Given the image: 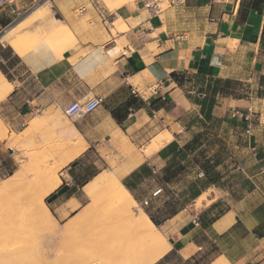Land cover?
<instances>
[{"label": "crops", "instance_id": "0c3cea01", "mask_svg": "<svg viewBox=\"0 0 264 264\" xmlns=\"http://www.w3.org/2000/svg\"><path fill=\"white\" fill-rule=\"evenodd\" d=\"M39 3L49 5L48 16L60 15L53 21L70 30L69 44L21 55L12 38L0 41V76L10 85L0 100L6 118L101 98L64 130L83 141V154L97 153L135 204L150 205L143 213L168 245L154 264H264V94L252 97L256 82H264V0H186L155 16L136 1L114 11L100 0H10L5 7L15 18ZM80 6L86 12L75 16ZM117 21L120 31L112 26ZM42 27L45 33L48 25ZM231 84L248 97H237ZM119 108L121 121L112 115ZM248 108L257 118L250 136L232 118ZM157 140L158 151L146 157L143 150ZM200 172L205 187L194 190ZM182 173L195 194L157 218L180 194ZM81 193L76 183L53 192V212L73 213Z\"/></svg>", "mask_w": 264, "mask_h": 264}, {"label": "rangeland", "instance_id": "374dc122", "mask_svg": "<svg viewBox=\"0 0 264 264\" xmlns=\"http://www.w3.org/2000/svg\"><path fill=\"white\" fill-rule=\"evenodd\" d=\"M133 1L100 0L109 11ZM5 6L6 4L0 6V37L27 18L15 28L11 36L14 45H18L21 55L37 47L52 49L69 44L70 30L58 22L61 17L57 12L48 16L51 14L48 4L39 3L15 18ZM36 7H42L45 12L33 18L36 14L34 12L38 9ZM160 7L164 9L166 5L161 4ZM55 18L59 20L53 21ZM43 24L48 25L45 33L42 30ZM119 25L123 26L121 21H117L112 26L120 31ZM263 83V79L256 82L253 99L263 97ZM230 88L237 90V97H248L244 87H235L231 84ZM256 102L258 108L263 106L262 102ZM0 114L3 116L2 120L7 132L6 137L0 140V264H135L138 259L137 249L147 243L144 234L141 232L137 234L139 231L135 223L139 222V225L142 223L141 226L147 229L140 214L143 212L142 209L150 211L148 209L150 205L147 208L143 204L110 206L101 198H88L84 194V188L92 180L84 186L80 185V182L94 175L100 177L111 174L104 172L105 162L99 159L94 150L82 153L65 167L51 166L50 172L42 173L39 181L35 182L36 188L34 185L32 187L30 184L26 185L27 181L21 176V168L28 165L26 160L28 157L36 152L39 154L55 144L77 141L70 131L64 130L65 126L72 124L71 120L66 118L63 112L51 110L33 112L18 120L6 118L5 112L0 111ZM31 165L32 171L36 172L39 169L37 165ZM185 173L180 175L179 182L175 184L180 194L177 198H170L166 204L164 203V208L157 218L167 217L171 211L183 206L195 194L190 190L191 179L186 178ZM55 180L59 182L58 188L41 198L37 197L45 188H49V185H54ZM203 180L204 178H196V181L194 179L196 183L192 189L195 190L196 185L203 189L205 187L201 183ZM75 183L82 192L78 198L80 206L64 217L54 213L55 202H50L49 196L59 189H71ZM167 190L172 192L173 189ZM197 205L199 206V203ZM147 231L152 232L150 229ZM154 234L159 238L158 243L164 242L155 227ZM150 253L146 247L144 258L148 259ZM177 262L172 259L166 264H177Z\"/></svg>", "mask_w": 264, "mask_h": 264}, {"label": "bare ground", "instance_id": "6f19581e", "mask_svg": "<svg viewBox=\"0 0 264 264\" xmlns=\"http://www.w3.org/2000/svg\"><path fill=\"white\" fill-rule=\"evenodd\" d=\"M44 12L45 11L42 10V7L38 8L34 12L36 14L34 15L33 18L38 17L39 15L43 14ZM25 20H27V18L22 20L20 23H18L16 25V27H14V29H12L11 31L6 33L0 39V41L1 42H9L11 40V36H12L15 28L19 27ZM9 91H10V85L6 82V80L2 76H0V100L4 99ZM51 117H53V116H51ZM52 121L53 120L51 119V122ZM48 125H50V124H48ZM6 133L7 132L5 131L4 122L0 118V140L4 139V137H6ZM158 144H159L158 140L153 141L147 149L143 150L142 153L146 157H149V156L151 157L152 154L154 153V151L157 150V148L159 147ZM84 151H85V144L83 143V141L81 139H78L74 143L68 142V143H60V144H55V145L49 146V147L45 148L39 154H36L37 153L36 152V153L32 154L31 156L28 155V156H30V157H28V159H26V160H28L27 161L28 165L26 164L27 165L26 167L21 168L22 169L21 176H22V178H24L27 181L26 185L30 184L32 187L35 184V182L39 181V179L42 176V173H49L50 172L51 166L65 167L69 163H71L73 160L78 158ZM21 159H23V158H21ZM31 164L37 165L39 169L36 172L32 171V169L30 168V166H32ZM105 172H107V171H105ZM15 175H17V174H15ZM15 177H17V176H15ZM51 177H54V176H51ZM16 179L17 178H15V180ZM43 180H45V179H43ZM58 184H59V182L56 181V183L54 185H49L50 186L49 188L47 187V188H45V190L42 189L44 191L40 192V194L37 197H39V198L43 197L45 194H47L51 190L55 189ZM42 185H43V183H42ZM34 187H35V185H34ZM27 188H28V186H27ZM25 189H26V187H25ZM84 190H85L84 193L88 198H90V199H93V198L94 199H100L101 198L106 204H108L110 206L135 204V202L132 199L129 192L123 186L120 185V183L116 180V177L112 173L109 175H104V176L94 178L92 180V182H90L84 188ZM28 194L30 196V193H28ZM198 203H199V201H198ZM129 207H131V206H129ZM34 209H35V207H34ZM140 217L146 223L147 229L152 230V232L147 231L146 228L141 226L142 223H141V225H139L140 224L139 222L135 223V227H137V230L139 231L137 234H140V232H141L147 238V243H145L144 246L140 247V249L139 248L137 249L138 259L135 261L136 262L135 264H138V263L139 264H153L156 261H158L160 258H162L167 253L168 245L164 242L158 243L159 238H158L157 234H154V225L148 219L147 215H145L143 212H141ZM146 247H147L148 251L151 252L150 253L151 256L148 259H145L144 255H143ZM132 248H134V247H132ZM124 264H127V263H124Z\"/></svg>", "mask_w": 264, "mask_h": 264}, {"label": "built area", "instance_id": "2783aa9c", "mask_svg": "<svg viewBox=\"0 0 264 264\" xmlns=\"http://www.w3.org/2000/svg\"><path fill=\"white\" fill-rule=\"evenodd\" d=\"M10 0H0V6L7 4ZM136 2H139L141 7L145 9L150 16H155L156 14L161 13L162 11L166 10L167 8L174 7V6H180L185 3L186 0H134ZM165 4L166 7L164 9H161L160 5ZM86 12V8L83 6L78 7L76 10H74L75 16H81ZM155 88H152L151 92H154ZM133 95L136 97L144 98V95H140L136 92H132ZM102 104V99L98 97H84L80 100L72 102L70 105H68L64 110L63 114L68 118L69 120H78L80 118H83L91 113H93L100 105ZM232 118H238L245 124V135L250 136L251 135V129L252 126H254V120L256 118V113L253 112L251 108L246 109L245 112H234L232 114ZM262 172L264 173V168L262 169ZM204 174L202 172L199 173V177L202 178ZM161 193V189L156 190L153 193V197L157 196ZM148 201L144 202V205H147Z\"/></svg>", "mask_w": 264, "mask_h": 264}, {"label": "trees", "instance_id": "16d2710c", "mask_svg": "<svg viewBox=\"0 0 264 264\" xmlns=\"http://www.w3.org/2000/svg\"><path fill=\"white\" fill-rule=\"evenodd\" d=\"M260 2V0H259ZM128 106H130V103H126L123 108H127ZM123 108H119L115 111L112 112L113 117L117 120V121H121L125 118V114L120 115L121 111L123 110ZM72 176V175H71ZM88 179L83 180L82 182H80V185H83L87 182ZM194 186V185H193ZM150 220L152 221V223H154L155 225L157 224V222L154 220V218L152 216H150Z\"/></svg>", "mask_w": 264, "mask_h": 264}, {"label": "water", "instance_id": "95a60500", "mask_svg": "<svg viewBox=\"0 0 264 264\" xmlns=\"http://www.w3.org/2000/svg\"><path fill=\"white\" fill-rule=\"evenodd\" d=\"M55 20H57V19L55 18Z\"/></svg>", "mask_w": 264, "mask_h": 264}]
</instances>
